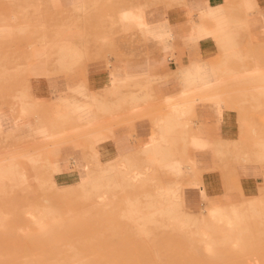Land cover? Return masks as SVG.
Returning a JSON list of instances; mask_svg holds the SVG:
<instances>
[{
    "label": "rangeland",
    "instance_id": "rangeland-1",
    "mask_svg": "<svg viewBox=\"0 0 264 264\" xmlns=\"http://www.w3.org/2000/svg\"><path fill=\"white\" fill-rule=\"evenodd\" d=\"M57 4V0H50L49 16L27 17V9L32 13L36 2L0 0V264H264V47L245 50L247 57L261 64L245 69L232 65L233 70H244L245 79L241 87L227 86L224 97L227 106L236 110L240 128L235 139L215 154L224 159L219 171L230 175L225 181L227 190L235 189L239 169L246 170L244 174L255 168L253 174L260 171L263 188L257 194L241 192L240 201L230 210L208 206L200 176L178 177L158 165H164L165 160L150 161L156 165L143 160L145 170H139L137 161L121 162L104 175L94 170L91 180L85 182L77 175H62L66 166L75 169V163L59 164L55 149L72 143L85 155L87 138L63 136L43 142L26 130V126H38L40 137H46L48 126L64 127L49 133L48 137L54 138L65 135L73 123L71 115L61 121L56 117L55 97L38 99L28 85L29 78L36 75L57 76L59 66L46 65L47 72L37 64L57 56L56 47L44 56H38L36 46L30 48L33 59L26 64V25L49 19L51 46L59 36L75 38L73 18L52 15ZM242 6L251 11L256 1L242 0ZM81 57L79 61L86 58ZM80 67L82 64H76L62 70L71 79L67 82L75 81L74 72ZM86 107L73 108L76 120ZM23 113L27 122H17ZM107 115L104 109L97 118L104 120ZM121 124H130V120L105 125L110 127L104 130ZM18 131L23 137L15 136ZM95 140L97 144L105 139L98 135ZM192 142L197 147L209 146L208 139L194 137ZM124 163L129 173H139L136 181L124 172ZM181 163L176 162L178 169L193 171V161L190 166ZM194 187L201 193L192 204L189 194L198 192ZM100 194H105L103 200ZM212 207L228 213L233 222L229 226L222 221L210 222ZM28 211L37 216V222L26 214ZM201 228L215 241L212 252L203 245ZM175 237L177 245L173 246L171 238Z\"/></svg>",
    "mask_w": 264,
    "mask_h": 264
},
{
    "label": "crops",
    "instance_id": "crops-1",
    "mask_svg": "<svg viewBox=\"0 0 264 264\" xmlns=\"http://www.w3.org/2000/svg\"><path fill=\"white\" fill-rule=\"evenodd\" d=\"M26 1L37 5L32 13L27 9V17L50 15V0ZM255 1V8L248 11L242 0H57L58 9L52 15L73 18L75 38L59 36L51 46L49 19L27 24L26 64L33 59L30 48L36 46L38 56H44L56 47L57 56L37 64L47 72L46 65L59 66L57 76L36 75L28 85L38 99L55 97L56 117L61 121L71 115L73 123L65 135L54 138L49 133L64 127L46 126V137H40L38 126H26V130L43 142L63 136L88 139L85 155L72 143L55 149L59 164L75 163V169L66 166L62 175H77L86 182L94 170L104 175L121 162L137 161L139 170H145L143 160H165L164 165L149 164L163 166L178 177L200 176L206 205L230 210L240 201L241 192L253 196L263 188L260 171L253 174L255 168L245 174L239 169L235 189H225L230 175L219 171L224 159L215 155L235 139L240 128L236 110L227 106L224 97L227 86L241 87L245 79L244 70H233L232 65L245 69L261 64L245 53L264 47V0ZM82 55L86 58L79 61ZM76 64L82 67L75 70V81L67 82L71 79L62 70ZM85 104L81 119L76 120L73 108ZM104 109L108 115L98 120ZM10 115L14 117L11 110ZM125 119L130 124L104 130L110 127L105 125ZM22 134L18 131L15 136ZM98 135L105 140L96 144ZM194 137L208 139L209 146H195ZM177 161L185 166L193 161V171L178 169ZM196 189L197 193L189 194L192 204L201 193ZM177 240L171 238V245L176 246Z\"/></svg>",
    "mask_w": 264,
    "mask_h": 264
},
{
    "label": "bare ground",
    "instance_id": "bare-ground-1",
    "mask_svg": "<svg viewBox=\"0 0 264 264\" xmlns=\"http://www.w3.org/2000/svg\"><path fill=\"white\" fill-rule=\"evenodd\" d=\"M0 30H2V29L0 28ZM25 114L26 113H23L21 116H19L17 118V122H22V123L27 122L28 119L25 117ZM4 165H6V164H4ZM124 172H126L127 174H129V178L132 181H136L139 178V176H140L137 171L136 172H133V173H129L128 170H127V167L125 165H124ZM174 196H175V201L178 204L179 203V196L177 194L174 195ZM98 197H99V199L103 200L105 198V194H100ZM233 213H235V210L234 209H233ZM26 214L30 218H32L35 222H37V220H36L37 216L32 211H28ZM203 220L204 219L202 218L201 219V222H203ZM209 221L210 222L222 221V222H224V224L226 226H229L233 222V218L228 213H225L224 211L220 210L218 207H212V208L209 209ZM201 227H203V225ZM200 230H201L200 233L203 235L201 237H204L203 238V245H204L205 249L208 252H212L213 249H214V247H215V241L212 239L211 236H209V234L207 232V229L201 228Z\"/></svg>",
    "mask_w": 264,
    "mask_h": 264
}]
</instances>
